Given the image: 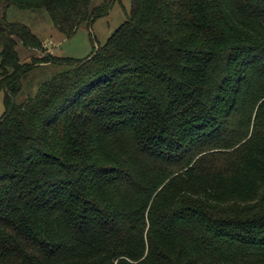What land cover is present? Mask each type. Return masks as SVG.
Segmentation results:
<instances>
[{
  "label": "trees",
  "instance_id": "1",
  "mask_svg": "<svg viewBox=\"0 0 264 264\" xmlns=\"http://www.w3.org/2000/svg\"><path fill=\"white\" fill-rule=\"evenodd\" d=\"M131 1L89 57L22 62L9 9L71 36L114 0H0V264H264V0Z\"/></svg>",
  "mask_w": 264,
  "mask_h": 264
},
{
  "label": "rangeland",
  "instance_id": "2",
  "mask_svg": "<svg viewBox=\"0 0 264 264\" xmlns=\"http://www.w3.org/2000/svg\"><path fill=\"white\" fill-rule=\"evenodd\" d=\"M106 2L110 0H92L91 6ZM131 8V0H114L108 14L97 17L91 24H82L79 30L71 36L59 30L44 10L30 12L12 7L8 11V17L12 21L27 24L44 42L43 49L39 50L30 49L18 43L17 51L22 62H29L33 57H43L49 52L57 56L84 59L89 57L99 45L107 42L111 34L127 20ZM59 69L60 66L55 64H41L34 67L23 79V94L18 96L17 102L22 101L28 95L36 94L38 86ZM4 95L5 93L1 91L0 117L6 109Z\"/></svg>",
  "mask_w": 264,
  "mask_h": 264
},
{
  "label": "built area",
  "instance_id": "3",
  "mask_svg": "<svg viewBox=\"0 0 264 264\" xmlns=\"http://www.w3.org/2000/svg\"><path fill=\"white\" fill-rule=\"evenodd\" d=\"M47 45H48V43H47Z\"/></svg>",
  "mask_w": 264,
  "mask_h": 264
}]
</instances>
